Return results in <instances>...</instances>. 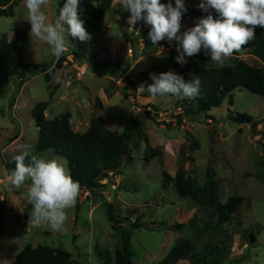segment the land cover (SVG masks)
<instances>
[{
    "label": "rangeland",
    "instance_id": "374dc122",
    "mask_svg": "<svg viewBox=\"0 0 264 264\" xmlns=\"http://www.w3.org/2000/svg\"><path fill=\"white\" fill-rule=\"evenodd\" d=\"M16 2L13 17H0V35L15 41L17 30L27 32L21 46L30 67L24 80L15 77L0 88V264H12L26 245L65 250L76 264H114L115 251L123 242L122 231L128 229L132 230V264H159L183 239L190 240L194 252L200 251L213 230L212 238L221 250L214 256L221 258L217 264H264V97L237 89L223 107L209 113L213 116L210 119L204 114L186 115L187 98H147L139 86L142 73L148 80L150 74L170 70L192 77L207 63L220 68L231 64L233 56L223 65L206 63L200 59H210V54L202 49L181 66L176 62V42L163 40L153 45L148 38L150 26L141 21L130 28V12L123 11L115 0L101 31L90 33L88 41L69 36L67 50L57 58L47 44L30 36L24 0ZM63 3L47 0L42 10L50 21L54 22ZM172 3L175 6V0ZM200 3L185 0L187 12L182 15L181 33L208 14L217 17L214 9L205 12ZM239 59L264 70V59L251 51L240 49ZM50 63L55 74L48 83L36 65ZM130 80L136 82L137 90ZM42 102L49 104L45 113L49 119L71 114L75 132L86 133L96 117L103 118L107 129L123 132L132 115L140 130L122 167L106 172L101 187L79 191L76 203L66 210L68 218L62 231H53L47 223L24 224L31 181L19 189L7 182L13 157L25 148L35 155L63 159L70 173L68 158L57 156L53 149L37 151L40 132L32 111ZM236 114L252 116L256 125L233 123L231 117ZM186 132L194 135L198 149ZM152 150L161 154L150 159ZM180 170L202 187L208 184L209 171L219 187L222 204L232 197H246L249 207L244 204L230 222L216 229L211 207L200 205L193 197L181 198L164 182L165 174L175 177ZM12 193L21 200L5 207L6 197L13 202ZM193 217H197L195 223L180 231L171 229ZM132 223L142 228L133 229ZM251 234L257 238L254 244ZM105 255L111 259L106 260ZM178 264L190 262L181 260Z\"/></svg>",
    "mask_w": 264,
    "mask_h": 264
},
{
    "label": "trees",
    "instance_id": "16d2710c",
    "mask_svg": "<svg viewBox=\"0 0 264 264\" xmlns=\"http://www.w3.org/2000/svg\"><path fill=\"white\" fill-rule=\"evenodd\" d=\"M81 3V19L84 20V27L88 33H99L103 28L108 12L112 9L115 0H86ZM18 5L16 0H0V17H13L15 8ZM26 31L17 30L15 41H9L7 36L0 35V88L15 77L21 80L26 78V73L30 65H26L24 49L21 42L27 36ZM242 50L251 51L257 57L264 59V29L257 27L255 38L248 44L242 46ZM233 62L223 67H217L207 62L210 59H200L207 64L197 68L192 77H184L186 81L198 76L201 80L200 93L195 98H187L185 102V114L197 116L204 114L213 119L209 113L213 109L223 107L225 100L232 96L237 89L264 97V70L249 66L245 61L239 59V51L232 54ZM42 69L46 81H52L55 70L53 64L36 65ZM141 85L152 84V79L148 80L145 73L141 74ZM135 85L136 82H131ZM145 97H151L146 88H143ZM170 95V94H169ZM171 97H174L170 95ZM49 107L47 102L39 103L32 111V117L36 120L39 128L40 139L37 144V151L43 152L53 149L59 157H66L69 160L70 175L73 180L80 185L79 191H90L101 187L100 180L106 172L120 169L123 163L129 159L131 154V144L136 135H139L138 120L133 115L125 124L123 132L111 131L107 129L102 117L92 120L86 133L75 132L71 125V114L66 113L54 119L46 116ZM154 107V106H153ZM153 110L157 111L156 108ZM150 116L151 113L147 112ZM235 124H250L254 127L253 117L248 114H236L231 117ZM187 137L198 149L199 144L191 132H186ZM159 151H150V159L160 155ZM11 171L15 168V162L11 164ZM208 184L202 187L195 183L192 177H188L186 172L180 170L175 177L169 174L164 175V182L168 186H173L178 196L181 198L193 197L200 205L211 207L214 210L217 220L216 229L222 228L230 222L233 216L248 201L246 197H232L226 204L221 203L219 187L208 171ZM32 205L29 203L24 209V224L30 225L29 213ZM113 228L116 229L114 217L111 216ZM197 217H193L188 223L175 224L171 229L180 231L190 223H195ZM116 223V224H115ZM131 227L142 228L139 223H132ZM209 234L200 251L194 252L190 240H180L174 248L167 254L159 264H178L181 260H187L190 264H217L221 258V252L212 236ZM122 246L115 251L114 264H132L134 252L132 249V230H123ZM251 243L257 240L254 234L250 235ZM216 245V246H215ZM106 260H110L105 255ZM12 264H76L72 255L62 249H55L45 246L33 247L26 245L18 254Z\"/></svg>",
    "mask_w": 264,
    "mask_h": 264
},
{
    "label": "clouds",
    "instance_id": "9594fccd",
    "mask_svg": "<svg viewBox=\"0 0 264 264\" xmlns=\"http://www.w3.org/2000/svg\"><path fill=\"white\" fill-rule=\"evenodd\" d=\"M47 0H24L30 23V36L47 44L54 57H61L67 50L69 36L80 41L91 39L81 19V0H64L63 7L54 22L42 10ZM123 11L130 12L127 19L130 28L138 22L150 26L148 38L153 45L167 40L176 42V62L183 66L187 58L203 49L210 60L223 65L225 60L255 38L256 28L264 29V0H201L199 7L207 12L214 9L217 17L208 14L194 27L181 33L182 15L187 12L185 0H119ZM163 51V49H160ZM153 81L146 88L153 97L172 95L178 99L195 98L200 93L198 76L186 81L174 71L150 74ZM163 142V140L161 141ZM15 168L7 177L13 188L19 189L25 181H31L27 195L32 205L29 213L33 225L47 223L53 231L64 230L67 209L77 201L80 185L69 173L67 162L61 158H46L32 154L25 148L13 157Z\"/></svg>",
    "mask_w": 264,
    "mask_h": 264
},
{
    "label": "crops",
    "instance_id": "0c3cea01",
    "mask_svg": "<svg viewBox=\"0 0 264 264\" xmlns=\"http://www.w3.org/2000/svg\"><path fill=\"white\" fill-rule=\"evenodd\" d=\"M12 195H13V197H14L13 202H12V203H9V202H8V198L6 197L7 200L5 201V202H6L5 207H8V206L11 205V204L19 203V202H20V200H21L20 197L17 198V197L15 196L14 193H12ZM13 197H12V198H13ZM28 204H29V203H28ZM28 204H25L24 209L27 207ZM0 217H2V213L0 214ZM3 221H4V220H3Z\"/></svg>",
    "mask_w": 264,
    "mask_h": 264
}]
</instances>
